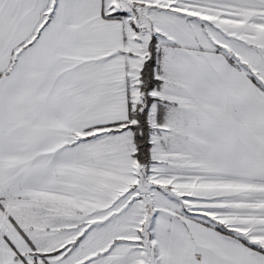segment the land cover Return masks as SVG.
I'll return each instance as SVG.
<instances>
[{"label":"snow or ice","instance_id":"6c2138e0","mask_svg":"<svg viewBox=\"0 0 264 264\" xmlns=\"http://www.w3.org/2000/svg\"><path fill=\"white\" fill-rule=\"evenodd\" d=\"M0 264H264V0H0Z\"/></svg>","mask_w":264,"mask_h":264}]
</instances>
